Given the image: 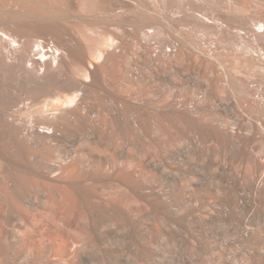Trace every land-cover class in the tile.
Instances as JSON below:
<instances>
[{
  "label": "bare ground",
  "instance_id": "bare-ground-1",
  "mask_svg": "<svg viewBox=\"0 0 264 264\" xmlns=\"http://www.w3.org/2000/svg\"><path fill=\"white\" fill-rule=\"evenodd\" d=\"M0 264H264V0H0Z\"/></svg>",
  "mask_w": 264,
  "mask_h": 264
}]
</instances>
